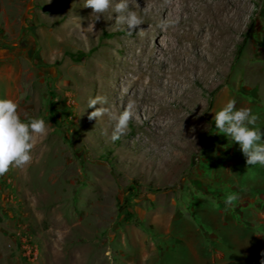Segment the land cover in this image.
Wrapping results in <instances>:
<instances>
[{"label": "rangeland", "instance_id": "obj_1", "mask_svg": "<svg viewBox=\"0 0 264 264\" xmlns=\"http://www.w3.org/2000/svg\"><path fill=\"white\" fill-rule=\"evenodd\" d=\"M190 1L0 0V264H264V0Z\"/></svg>", "mask_w": 264, "mask_h": 264}, {"label": "bare ground", "instance_id": "obj_2", "mask_svg": "<svg viewBox=\"0 0 264 264\" xmlns=\"http://www.w3.org/2000/svg\"><path fill=\"white\" fill-rule=\"evenodd\" d=\"M151 1V0H150ZM166 0H154V4H155V6L158 8V6L161 4V3H163V5H165L166 4V2H165ZM175 2L177 1V10H179V11H181V10H183V8H182V5H183V2H186L187 0H174ZM192 1V0H191ZM190 1V2H191ZM195 1V0H194ZM199 5V4H198ZM176 6V5H175ZM197 6V5H196ZM152 7V6H151ZM181 9V10H180ZM198 13L199 14H197V15H199L198 16V21L199 22H196L195 21V23H201V21H204V20H208V16H210V13H209V10H206V9H200L199 11H198ZM218 13H220V12H216V11H213L211 14L212 15H217ZM222 15V14H221ZM217 16H219V14L217 15ZM220 19V21L222 20L221 18H219ZM194 22V21H193ZM211 24H214V26H216V29L214 30V32L211 34V37L209 38L210 39V41H212L213 43H214V47L216 48V49H220L221 48V45H222V43H221V41L225 38V31H224V27L223 26H221L219 23H211ZM192 29V28H191ZM186 31V30H185ZM197 34H200L199 33V31H197L196 29H195V32L193 31V30H191V31H189V32H184V33H182L181 34V40H190V41H192V42H194L195 44H193V43H191V47H193L194 48V45H198L199 43L201 44L202 43V40L200 41V39L202 38V36H200V35H197ZM204 38V40H207L208 38H205V37H203ZM195 41H197V43L195 42ZM205 42V41H204ZM208 44V43H207ZM212 44V43H211ZM204 48H207V47H204ZM184 51L186 52V51H188V48L186 47L185 49H184ZM189 52V51H188ZM186 64H188V65H196L197 63H196V60H192L191 58H188V60L186 61ZM147 66V65H146ZM142 77H143V75L140 73V74H138V77L136 78V79H134L133 80V82H131V84L133 85V84H136L137 82H139V81H141L142 80ZM155 84L156 83H154V82H149L148 83V87H149V89L150 90H152L153 89V87L155 86Z\"/></svg>", "mask_w": 264, "mask_h": 264}]
</instances>
